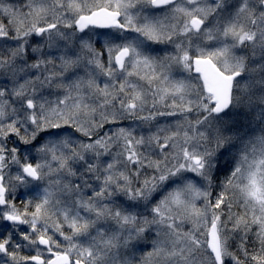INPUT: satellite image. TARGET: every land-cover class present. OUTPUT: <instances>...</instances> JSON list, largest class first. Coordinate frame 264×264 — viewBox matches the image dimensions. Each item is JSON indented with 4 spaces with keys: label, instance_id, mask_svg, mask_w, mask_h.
<instances>
[{
    "label": "snow or ice",
    "instance_id": "obj_1",
    "mask_svg": "<svg viewBox=\"0 0 264 264\" xmlns=\"http://www.w3.org/2000/svg\"><path fill=\"white\" fill-rule=\"evenodd\" d=\"M0 264H264V0H0Z\"/></svg>",
    "mask_w": 264,
    "mask_h": 264
}]
</instances>
